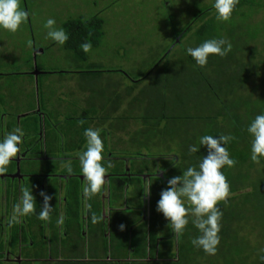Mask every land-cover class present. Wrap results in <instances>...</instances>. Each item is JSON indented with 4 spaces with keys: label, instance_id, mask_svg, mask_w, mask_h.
<instances>
[{
    "label": "rangeland",
    "instance_id": "1",
    "mask_svg": "<svg viewBox=\"0 0 264 264\" xmlns=\"http://www.w3.org/2000/svg\"><path fill=\"white\" fill-rule=\"evenodd\" d=\"M249 1L253 3L234 9L228 22L216 20L213 8L211 15L198 20L178 44L183 29L204 9L213 6L214 0H21V6L29 12V19L16 33L0 30V72L27 71L30 67L27 60L33 57L32 63L38 71L55 72L42 78L44 101L56 102L57 99L60 104L74 101L75 107L79 104V110L84 113L94 109L93 112L99 115L108 114L112 121L118 119L117 126L131 111L142 116L153 112L154 108V113H157L160 108L156 100L159 101L160 93L177 110L179 101L186 96L194 99L196 95L192 93L191 86L198 75L186 53L188 47H196L211 38L230 41V58L210 56L206 66L214 61L221 62V70L224 69L232 77L234 69L237 72L242 69L240 63L236 65L233 60L245 59L242 62L247 68L255 65V61L251 60L253 56L264 63V0ZM96 14L105 20V34L100 46L91 47L87 52L88 60L69 50L66 43L59 45L46 38L44 24L49 18H54L56 26L67 33L65 22L69 19L79 16L90 18ZM207 24H210L208 32L197 34ZM28 41L32 42L31 47ZM162 58L164 61L160 62ZM90 70L101 73L98 76L83 74V71ZM57 71L60 73L57 74ZM141 75H147V79L137 85ZM2 80L7 85L12 102L16 99L24 101L26 83L31 84V100L34 97L32 88L36 85H33L34 80L29 75ZM130 87L135 88V98L130 93ZM65 109L66 114L72 112L69 106ZM103 125L105 129H111L106 122L98 124V128ZM136 126L142 127L143 124L138 122ZM183 128L184 125L180 129L172 124L169 129L162 126L154 139L144 137L147 135L138 130L130 144L124 143L123 148L164 153L167 155L165 159L157 157V161L176 168L185 162L183 150L189 149H185L184 139L188 135L183 133L186 132ZM138 137H141L140 141H147L145 148L133 143L138 142ZM116 140L120 141L113 138V144ZM256 186L263 187L264 195L263 177H259ZM247 191L251 190L239 191L236 197L229 196L227 203L218 204L223 215L218 233L220 243L215 255L192 245V239L200 233L190 220L184 233L174 240L178 247L175 254L182 258L178 264H210L211 261L216 264H257L264 252V197Z\"/></svg>",
    "mask_w": 264,
    "mask_h": 264
},
{
    "label": "crops",
    "instance_id": "2",
    "mask_svg": "<svg viewBox=\"0 0 264 264\" xmlns=\"http://www.w3.org/2000/svg\"><path fill=\"white\" fill-rule=\"evenodd\" d=\"M35 69L36 65L34 70L11 72L20 76L17 79L33 75L36 88L32 85L34 97L31 100V84L26 83L24 101L10 102L13 111L2 115L0 140L16 127L22 128L23 120L31 114L39 116L40 129L37 141L30 146L28 140L32 134L22 129V151L13 158L7 171L16 172L18 159L22 173L15 177L0 175V264H158L175 261L176 235L162 213L156 211L160 198L152 192L154 175L164 174L162 165L158 161L155 165L145 162L146 156H136L123 149V143L117 140L114 151L113 138L124 134L114 130L112 117H86L85 111L79 110V104L76 109L74 101L63 104L57 99V103L44 101L40 83L48 76V71L40 70L36 76ZM66 105L72 112L65 113ZM85 121L90 123L87 128L100 133L106 131L101 138L106 139L102 163L107 169L102 191L87 201L78 159L86 150V140L82 141ZM105 122L111 126L110 130L105 129V125L98 128V124ZM49 137L57 138V142L48 145ZM37 145L39 151H34ZM52 160L59 161L60 165L55 173L47 174ZM28 161L38 164L32 166ZM67 161L75 172L64 170ZM31 168L38 170L34 176L29 175ZM149 184L150 195L146 196L144 192ZM25 188L31 190L36 199V212L43 206L41 191L52 197L50 204L54 209L49 222L39 220L36 215L22 217L20 240L14 242L15 224L10 223L13 206ZM61 215L64 223L58 225L56 221ZM93 215L98 218L96 223L92 222ZM121 224L125 226L123 231L119 227Z\"/></svg>",
    "mask_w": 264,
    "mask_h": 264
},
{
    "label": "trees",
    "instance_id": "3",
    "mask_svg": "<svg viewBox=\"0 0 264 264\" xmlns=\"http://www.w3.org/2000/svg\"><path fill=\"white\" fill-rule=\"evenodd\" d=\"M252 3L253 2L249 0H239L236 8L245 4L250 5ZM213 8V6H210L204 9L194 18V21L191 24L187 25L183 29V31L179 34L180 40L178 41V44L186 38V36L190 33V31L194 27V24L198 20L204 19L207 15H211V11ZM104 24L105 20L100 14H96L90 18L79 16L77 18L69 19L67 22H65L67 34L69 37L66 42V47L76 53V55H80L83 60H88V53L85 52L81 46L86 42L90 43L91 47L100 46L105 34ZM209 27L210 24L205 25V27L203 25L202 29H200L197 34H200L202 31L208 32V29H210ZM231 53L232 52H229V55L227 54L226 57L229 56L230 58ZM164 58H162L160 62H163ZM258 59L260 58H256L255 56H253L251 60L255 61V65L254 67L249 68L245 67L244 63L242 62L245 59H241V61L237 60V62L236 60H233L234 64L236 65L240 63L242 69L238 72L236 69H234L235 75L233 74L234 77H232V75L230 76V74L228 75L227 73H225L226 71L224 69L221 70L220 67H223V64H221V62L215 63L214 61V63H211L209 66L201 68L196 65L192 57L189 56V60L193 65L194 71L198 75L191 86L193 89L192 93L196 94L195 98L189 99L186 96L183 101H179L176 106L177 110H175V108L172 106L173 104L171 102H167L165 98L161 96L160 92H163V90L165 89L163 85V90L160 89L161 91L159 92V101L156 100V103L160 108L157 113H154V108L153 112L144 113L142 114V116L131 111L128 112L127 115L123 116L125 119L123 118L121 124H118V126L116 123L118 119H113L111 124L114 127V130L122 131V134H124L119 137L120 142L123 143L124 146L126 143L130 144L132 138L135 137L134 135L136 132H138V130H142L143 134L147 135L144 137H151L154 139L155 137H158L156 136L157 134L155 135V133L159 129H161L162 126H165L167 129H169V126L171 124L172 126L177 125L178 129H180L181 125H184L183 129L186 132L183 133H187L188 135V138L186 140L184 139V145L186 146L185 149H188L191 145L200 147L199 139L204 135L234 136L235 139L225 145V147L230 153L231 158H233L236 163L231 168L225 166L223 169H221L230 185L229 196H232V198L236 197L239 191H246L248 189L251 190L247 191L248 193L256 192L257 196L264 197V195L262 194L263 187L258 188V186H256L259 177H263L264 179V158H261L259 163H254L251 160L252 137L247 132L248 125L255 118V116L264 113V63H261ZM27 61L30 65L29 70H33L34 63H32V61H34V58L31 57V59ZM215 66L220 67L215 68ZM18 71L20 72L22 70ZM100 73L101 71L97 70L83 71V74H93L97 76ZM49 74H51V72L46 73V75ZM18 77L20 76L11 74L10 72H0V132L2 115L5 112L13 111V105L10 103L12 101H8L10 97L6 90L7 85L4 84L5 82L2 79H17ZM139 77V79L137 78L138 80L136 81L137 85L142 84L147 79V75H141ZM227 77L231 78L228 79ZM133 91H135V88L130 87V93L132 92V97L135 98V95L133 96ZM163 94L166 95L165 91ZM93 110L94 109H89V111H86V113H84V116L88 117L99 115L98 112L94 113ZM100 115L103 117L109 116L108 114ZM86 122L87 121H85L83 129H85V127L89 126L90 124ZM138 122H142L143 126H136ZM22 123V129L32 134L31 139L28 140L29 146L35 144L39 134L38 131L40 129L39 116L37 114H31L27 116V118H25ZM12 126L15 127V124H12ZM137 139L138 142L133 141V143L143 145L142 147L145 148V146L147 145V141L145 139L143 141H140L141 137H138ZM84 140L86 139L83 138L82 141L84 142ZM48 141V145H51L54 144L53 141L57 142V138L52 139L51 137H49ZM105 141L106 139H104L103 142L105 143ZM106 144L108 146V143ZM115 144H113L114 151H116L117 149V146H115ZM34 151H39V145L34 147ZM128 151L132 152L136 156H146L148 159L145 160V162H151L152 165H155L157 163V157L165 159V156H167L166 154L160 152L151 153L150 151V153H146L142 150L130 151V149H128ZM206 155L207 148L205 146H201L199 152L197 153H190L189 149L183 150V161H185L184 164H180L176 168H174L173 165H162L164 174L163 176L154 175L155 183L152 185V192H154L160 198V193L167 187V180L169 178L182 175V173L188 167L198 166L200 159H202V157ZM58 162L59 161L56 160L51 161V163L48 165L49 168L47 171L49 172L47 174H53L56 172L57 168L60 165V162ZM28 163L32 166H36L38 164L35 161H28ZM72 169L75 172V169L73 167ZM64 170L66 169L64 168ZM29 171L31 173H34L38 170L31 168ZM166 171L170 173H166ZM229 199L230 197L227 198V201ZM188 203L189 202L185 200L186 207L191 206L188 205ZM224 203L225 202H223V204ZM21 227L22 226L19 223H15L13 232L14 242L18 241V238L20 240L19 232L21 230ZM153 237H155L154 234ZM181 262L182 258L177 257V259L173 262H163L158 264H178ZM210 264L216 263L211 261ZM257 264H264V252L260 254V258Z\"/></svg>",
    "mask_w": 264,
    "mask_h": 264
},
{
    "label": "clouds",
    "instance_id": "4",
    "mask_svg": "<svg viewBox=\"0 0 264 264\" xmlns=\"http://www.w3.org/2000/svg\"><path fill=\"white\" fill-rule=\"evenodd\" d=\"M239 0H214V10L216 20L228 22ZM29 19V12L21 6V0H0V30L16 33L21 26ZM47 29L48 39L59 45H64L68 40V34L62 27L56 26L54 18L47 19L44 24ZM29 47L32 42L28 41ZM82 49L85 52L91 50L90 43H84ZM232 50V44L225 38L207 39L196 47H188L187 55L192 57L196 65L203 68L208 64L210 56L225 57ZM83 123V122H81ZM247 132L252 137L251 140V160L259 163L264 158V113L258 114L250 122ZM86 139V150L79 154L80 171L82 172L85 186L83 188L84 199L90 200L99 194L106 183L107 169L103 165L104 142L101 133L91 127L84 130ZM24 132L22 128L16 127L5 134L0 140V175L7 173L8 166L22 151ZM231 135H204L199 139L200 147L189 146L190 153L199 152L201 146L207 148V155L200 159L198 166L188 167L182 175L174 176L167 180V187L161 191L160 199L157 202L156 211L162 213L169 222L171 231L180 236L184 233L186 226L190 222L198 229L200 235L193 238L191 243L196 248H202L209 255H215L217 246L220 243V220L223 215L218 207L220 202L227 203L230 195V185L226 176L221 171L225 166L231 168L236 161L231 158L225 145L234 140ZM110 166V165H109ZM64 167L68 173L73 171L70 161L64 162ZM149 184L144 192L150 195ZM43 197V206L36 212V199L32 191L22 189V195L13 206V215L10 223H20L22 217L36 215L44 222H49L53 207L50 204L52 199L44 191L40 192ZM185 200L190 203L186 207ZM90 208L91 205H88ZM97 217L93 215L92 222H97ZM58 225H63L64 217L61 215L56 221ZM120 230H124L121 224Z\"/></svg>",
    "mask_w": 264,
    "mask_h": 264
},
{
    "label": "flooded vegetation",
    "instance_id": "5",
    "mask_svg": "<svg viewBox=\"0 0 264 264\" xmlns=\"http://www.w3.org/2000/svg\"><path fill=\"white\" fill-rule=\"evenodd\" d=\"M16 161H17V162H16V163H17V164H16L17 166L15 165V166H16V169H17L16 172H15V171H11V172H9V173H5V174H3L2 176H5V175L8 176V175H10L11 177H13V176L15 177V176H17V174H20V172L22 173V170H21L20 165H19V160L16 159ZM31 162H32V161H31ZM23 175H24V174H23ZM29 175H30V176H34L35 174L29 172ZM24 181H25V178H24Z\"/></svg>",
    "mask_w": 264,
    "mask_h": 264
},
{
    "label": "water",
    "instance_id": "6",
    "mask_svg": "<svg viewBox=\"0 0 264 264\" xmlns=\"http://www.w3.org/2000/svg\"><path fill=\"white\" fill-rule=\"evenodd\" d=\"M41 52H43V50H40ZM35 58H36V55H35ZM37 68V67H36ZM40 73V71H38L37 69H35V71H34V75H38Z\"/></svg>",
    "mask_w": 264,
    "mask_h": 264
}]
</instances>
